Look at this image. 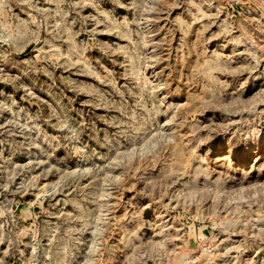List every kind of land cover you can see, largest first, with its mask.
I'll return each instance as SVG.
<instances>
[{"label": "rangeland", "instance_id": "rangeland-1", "mask_svg": "<svg viewBox=\"0 0 264 264\" xmlns=\"http://www.w3.org/2000/svg\"><path fill=\"white\" fill-rule=\"evenodd\" d=\"M0 264H264V0H0Z\"/></svg>", "mask_w": 264, "mask_h": 264}]
</instances>
